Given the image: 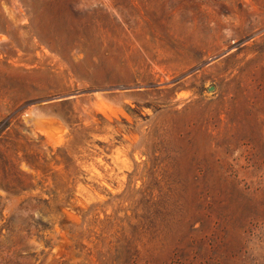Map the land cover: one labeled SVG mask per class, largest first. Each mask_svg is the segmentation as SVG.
<instances>
[{
  "label": "rangeland",
  "instance_id": "1",
  "mask_svg": "<svg viewBox=\"0 0 264 264\" xmlns=\"http://www.w3.org/2000/svg\"><path fill=\"white\" fill-rule=\"evenodd\" d=\"M0 264H264V0H0Z\"/></svg>",
  "mask_w": 264,
  "mask_h": 264
}]
</instances>
